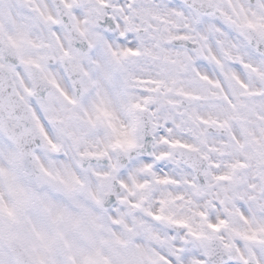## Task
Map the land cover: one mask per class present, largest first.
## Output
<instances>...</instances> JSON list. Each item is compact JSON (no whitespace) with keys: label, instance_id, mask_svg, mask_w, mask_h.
Listing matches in <instances>:
<instances>
[{"label":"clouds","instance_id":"obj_1","mask_svg":"<svg viewBox=\"0 0 264 264\" xmlns=\"http://www.w3.org/2000/svg\"><path fill=\"white\" fill-rule=\"evenodd\" d=\"M0 264H264V0H0Z\"/></svg>","mask_w":264,"mask_h":264}]
</instances>
